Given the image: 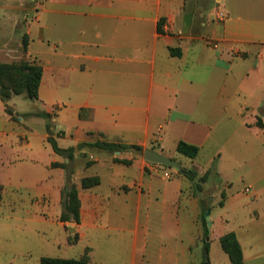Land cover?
<instances>
[{
  "label": "crops",
  "instance_id": "obj_1",
  "mask_svg": "<svg viewBox=\"0 0 264 264\" xmlns=\"http://www.w3.org/2000/svg\"><path fill=\"white\" fill-rule=\"evenodd\" d=\"M228 1L47 0L41 9L37 17L40 24L43 15L49 11L62 15L66 24L62 25V38L56 40L51 50L29 52L43 65L37 101L47 106L45 112H52L48 106L57 107L54 117L56 124L53 127L51 125V129L56 130L53 133L58 135L55 138L59 147H74L75 150L71 159L55 151L54 155L49 152L48 159L40 160V156L32 154L29 157L43 163V171H34L39 177L37 179L42 191L61 198L67 183L77 185L81 221L66 224H77L80 239L88 237L86 247L90 248L89 264H105L106 251L100 250L99 241H102V237L111 238L106 230L113 223L123 225L128 220L133 227L130 231L133 232L130 239V264H193L191 258L185 260L181 256L191 257L194 244L197 245L203 236L199 213L200 207H209L201 197L206 183H202V190L195 191L194 188L186 198L192 210L195 209L190 219L194 228L192 235L180 236L181 223L189 219L187 216L181 217L179 213L180 203L185 196L183 178L186 176L146 160L144 151L151 149L173 158L170 156L173 152H165L162 137L157 136L156 130L164 122L178 124L182 121L189 126L195 125V128L190 134L178 139L175 152L182 139L201 149L207 139L201 131L202 125L195 124L183 115H177L172 120L173 112L190 111L191 107L185 104L187 96L201 95V89L191 88L193 81L184 74L188 67H199L200 61L206 64L209 61L213 67L218 66L223 72L225 69L228 75L232 72L234 62L254 59L248 72L258 84L255 92L257 101L253 109L257 113L255 121L261 120L264 124V22L254 26L244 24L241 33L234 32L232 29L238 19L231 18L230 15L235 12L229 8L231 5ZM218 14L223 19H219ZM92 21H97V28L93 29L96 34L91 33ZM86 23H89L90 30ZM159 24L162 33L158 31ZM39 28L36 38L43 41L48 28L46 19ZM32 30V25H28L26 32L29 42L34 40ZM101 32L107 33V36L101 35ZM146 34L149 36L146 37ZM30 46L31 43L28 51ZM97 63L100 65L97 66ZM224 63L229 66L224 67ZM70 106L75 107L76 112L75 120L71 122L65 114ZM144 112L148 114L142 118ZM64 125H68L67 129ZM8 134L0 132L1 146L13 142ZM48 136L47 130L45 138L48 139ZM69 139L73 140L71 144H60V141L69 142ZM104 141L137 144L143 151H110L91 145ZM94 151L103 153L99 158ZM115 158L130 162H119ZM181 165L184 168L192 167L197 178L208 170L198 171L194 166ZM94 175L100 177V184L84 188L82 178ZM219 175L222 173L219 172ZM159 178L167 183L158 184ZM190 182L191 186L193 181ZM224 182V185L231 184L229 181L226 184ZM129 196H134V206H128L126 198ZM121 197L123 201L119 199ZM152 197H155L153 206L158 205L160 199L163 200L162 215H148L150 206L147 203L151 204ZM227 199L222 206L228 203ZM130 207L134 208L133 216L129 215ZM263 209L260 205L254 206L250 212L252 218L243 223L242 228L233 230L242 245L245 264H264ZM150 222L159 223L164 231L155 233V227ZM254 222L263 225L260 227L259 224H252ZM165 227L176 229L177 232L170 235ZM121 229L125 230V227L121 226ZM223 234L219 233V237ZM170 236L183 245L179 247L178 243L176 248L172 247L173 244L167 247L165 241H169ZM204 255L205 251L203 259Z\"/></svg>",
  "mask_w": 264,
  "mask_h": 264
},
{
  "label": "rangeland",
  "instance_id": "obj_2",
  "mask_svg": "<svg viewBox=\"0 0 264 264\" xmlns=\"http://www.w3.org/2000/svg\"><path fill=\"white\" fill-rule=\"evenodd\" d=\"M46 1L0 0V63L26 60L41 64V61L35 59V55H29V52L40 51L42 53V51L51 50L56 40L62 38V33H64L62 25H65L66 21L62 15H57L54 11L43 15L41 24L46 19L48 25L43 41L36 38V34L40 32L39 26H41L37 22V17ZM228 4L231 5L229 8L235 12L230 15L231 18L238 19L232 29L234 32L241 33V27L244 24L254 26L264 22V0H239L238 3L235 0H229ZM224 13L226 14L225 11ZM217 17L223 19L220 14ZM88 24L86 23L87 28ZM28 25H32L31 32H33L34 40L31 39L29 42L31 43L30 51L28 49L25 51L23 41L25 35H28L26 32ZM96 25L97 21H92L90 24L93 34H96L93 31L97 28ZM101 35L107 36V33L101 32ZM146 35V37L149 36ZM44 56L49 58L48 55ZM40 58H42L41 55ZM253 62L254 59L234 62L232 72L228 75L225 69L223 72V69L218 66L210 65L209 61L207 64L200 61L199 67H188L184 72L193 81L191 88H200L201 95L187 96L185 104L191 107L190 111L187 113L173 112L172 120L177 115H183L195 124L202 125L201 131L206 134L207 139L197 158L193 159L194 162L192 158L175 152L174 148L179 138L194 131L195 125L189 126L183 121L178 124L164 122L162 127L156 130L157 136L162 137L161 143L165 152L167 154L173 152L170 156L176 161L186 166H194L198 171L209 168L214 171L204 184L201 195L209 205L207 210L211 211L212 225L206 239L210 242L209 256L212 264H229L230 262L228 254L221 247L219 233L242 228L243 223L252 218L250 212L254 206L264 207V128L255 121L257 113L254 112L253 107L257 101L255 92L258 84L253 80L252 75H248ZM96 65L99 66L100 63ZM223 66L227 68L229 65L224 63ZM222 73L225 75L222 76ZM1 101L0 132H9L13 142L0 145V186L3 194L0 201V264H40L43 256L78 258L88 245V237L80 239L77 224L68 225L60 221L59 218L63 211L62 197L57 198L52 193L42 191L37 179L39 177L34 174V171H43V163L33 161L29 157V154H32L40 156V160H43L49 158V152L54 155L53 146L45 138V134L48 121L52 127L56 124L54 117L57 114V107L48 106L52 112H48L51 116L46 119L38 113L46 111L47 106L30 99L25 93L13 95L8 101L7 104L13 114L7 112L6 104ZM65 114L70 122L75 120V107L70 106ZM147 114L144 112L142 118ZM64 126L67 129L68 125ZM52 129L56 133L55 128ZM54 135L58 138L57 134ZM72 142V139H69V142L62 140L60 144H71ZM93 153L100 158L103 152L94 151ZM162 166L164 169L178 173L172 167L163 164ZM76 167L74 164V169ZM219 172L222 173L221 176ZM183 179L185 180L183 182L185 196L180 203L179 213L181 217L187 216L189 219L181 223L180 236L188 237L193 232L194 227L190 219L193 218L195 209L192 210L186 198L192 190L194 191V188L195 191L197 189L193 182L190 186L191 182L188 177ZM223 180L225 184L226 181L231 184L224 185ZM164 183L167 182L159 178L158 184ZM223 191L226 192L225 201L228 200L227 197L229 198L225 206L220 204ZM257 193H259L258 197H256ZM119 199L124 200L122 197ZM126 199L129 201L128 206L135 205L134 196ZM145 199L148 201L146 197ZM162 201L160 199L157 202L158 205L153 206L152 202H155V197H152L151 204L147 203L150 206V211L147 212L150 217L163 214ZM133 210L134 208H129V215H134ZM205 212L200 207L199 225L203 231L200 243L194 244L191 257L181 256V259L185 260L191 258L193 264H202L205 251L203 249L205 237L203 215ZM129 223L130 220L123 225L113 223V226L111 225V228L106 230L111 237H106L109 241L107 242L103 237L102 241H99L100 250L106 251L105 264H130V239L133 235L130 231L133 227ZM252 224H259L260 227L263 225L261 222ZM121 226L125 227V230H122ZM152 226L155 227V233L164 231L161 228L162 225L160 226L157 222L152 223ZM165 231H168L170 235L177 232L176 229L166 227ZM89 240L92 242L90 238ZM165 242L167 247L173 244L172 247L176 248L178 243L179 247L183 245L175 241L173 237ZM187 242L188 239L185 243ZM96 264L99 263L96 262Z\"/></svg>",
  "mask_w": 264,
  "mask_h": 264
},
{
  "label": "trees",
  "instance_id": "obj_3",
  "mask_svg": "<svg viewBox=\"0 0 264 264\" xmlns=\"http://www.w3.org/2000/svg\"><path fill=\"white\" fill-rule=\"evenodd\" d=\"M158 31L163 32L162 27L158 26ZM23 47L26 51L29 45V37L25 35L23 41ZM43 76V66L40 63L28 62L26 60H21L15 63H0V98L6 104V109L9 114H13L12 109L8 106V101L13 95H20L25 93L30 99L38 100L39 99V87L41 84ZM39 115L48 119L51 114L48 112H40ZM260 126H264L261 120L257 121ZM47 130L49 133L48 141L52 144L53 149L56 153L63 154L68 158L73 157L74 147L61 148L59 147L57 140L51 129V123L47 122ZM92 146H97L104 148L110 151H123L126 149H134L136 151H142V147L137 144H126L121 142H95L91 144ZM177 152L181 155L187 156L189 158H195L200 150V147L196 144L187 142L186 140H180L176 148ZM116 161L129 163L127 159L115 158ZM63 166H66L63 164ZM188 177L190 180L195 182V187L197 190H202V183H206L210 176L214 173L212 168H209L204 175L197 178V173L192 168H184L183 171H177ZM71 170L68 174L70 175ZM101 182L100 177L97 175L86 176L82 178V186L84 188H92L99 185ZM222 200L220 201L221 205L225 203L226 192H222ZM3 198L2 187L0 186V201ZM62 202H63V211L60 216V220L65 223L76 222L80 223L81 221V200L79 196V190L76 184L67 183L63 193H62ZM204 212L208 207H204ZM203 225H204V250L205 257L202 261V264H212L209 258L210 251V242L206 239L209 235V228L206 220V212L203 215ZM220 243L222 249L228 254L230 259V264H245L244 254L242 245L238 239V236L235 231H229L223 234L220 237ZM91 259L90 248L86 247L84 253L76 258H62V257H53V256H43L40 259V264H89Z\"/></svg>",
  "mask_w": 264,
  "mask_h": 264
},
{
  "label": "water",
  "instance_id": "obj_4",
  "mask_svg": "<svg viewBox=\"0 0 264 264\" xmlns=\"http://www.w3.org/2000/svg\"><path fill=\"white\" fill-rule=\"evenodd\" d=\"M144 157L148 161H152L155 163H159V164H163V165L172 167L177 171H183L184 170V167L175 159L168 157L166 155H163L161 153L155 152L151 149H147L144 151ZM210 215H211V211L207 210L206 211V220H207V225H208L209 229H211V225H212V222L210 220L211 219Z\"/></svg>",
  "mask_w": 264,
  "mask_h": 264
},
{
  "label": "built area",
  "instance_id": "obj_5",
  "mask_svg": "<svg viewBox=\"0 0 264 264\" xmlns=\"http://www.w3.org/2000/svg\"><path fill=\"white\" fill-rule=\"evenodd\" d=\"M168 177H170V175H168Z\"/></svg>",
  "mask_w": 264,
  "mask_h": 264
}]
</instances>
